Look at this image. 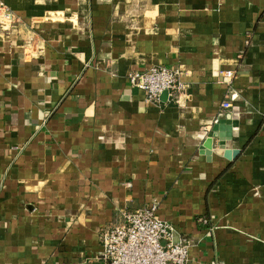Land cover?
I'll return each mask as SVG.
<instances>
[{
	"label": "crops",
	"instance_id": "crops-1",
	"mask_svg": "<svg viewBox=\"0 0 264 264\" xmlns=\"http://www.w3.org/2000/svg\"><path fill=\"white\" fill-rule=\"evenodd\" d=\"M0 1V264H98L152 203L187 264H264V0ZM153 65L176 101L128 81Z\"/></svg>",
	"mask_w": 264,
	"mask_h": 264
},
{
	"label": "built area",
	"instance_id": "built-area-1",
	"mask_svg": "<svg viewBox=\"0 0 264 264\" xmlns=\"http://www.w3.org/2000/svg\"><path fill=\"white\" fill-rule=\"evenodd\" d=\"M17 22L8 5L0 1V23L10 27ZM180 74L178 68L153 65L145 70L130 71L127 78L144 91L146 101L161 104L163 91L167 92L166 100L176 101L183 88ZM234 74L229 69L220 71L228 88ZM226 97L221 102L223 109L230 106ZM123 217L122 224L108 226L101 232L98 264H187L190 241L176 236L174 227L157 215L156 203L127 211Z\"/></svg>",
	"mask_w": 264,
	"mask_h": 264
},
{
	"label": "water",
	"instance_id": "water-1",
	"mask_svg": "<svg viewBox=\"0 0 264 264\" xmlns=\"http://www.w3.org/2000/svg\"><path fill=\"white\" fill-rule=\"evenodd\" d=\"M160 99L162 100V101H165L166 99H167V92L166 91H163L162 93H161V95H160ZM226 117H229V115L227 114V116ZM218 128V125H213L212 126V128H211V133H210V135H208V137L205 139V141H204V146L205 147H207L208 149L210 148V149H212V139H213V137H217V134H216V129ZM220 144H225V146L224 147H226L227 149H229V143L228 142H226L225 143V141H222V140H220V142H219ZM223 147V148H224ZM221 148L222 147H220V149H212L215 153H218V154H221V155H223L224 157H226V158H230V155H229V151L227 150H221ZM236 152L237 151H233V155H235L236 154Z\"/></svg>",
	"mask_w": 264,
	"mask_h": 264
}]
</instances>
